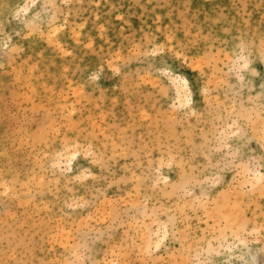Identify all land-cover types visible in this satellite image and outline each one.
I'll return each mask as SVG.
<instances>
[{"label":"rangeland","instance_id":"rangeland-1","mask_svg":"<svg viewBox=\"0 0 264 264\" xmlns=\"http://www.w3.org/2000/svg\"><path fill=\"white\" fill-rule=\"evenodd\" d=\"M24 2L0 0V193L5 187L10 189L7 196L0 194V264H69L74 249L81 246L84 251L85 233L100 237L89 240V264H113L116 260L119 264H144L145 259L149 264H187L198 250L207 249L209 242L219 247L225 229L228 239L223 249L232 246L233 260L241 255L261 259L264 203L258 188L254 195H241L246 183L241 165L264 151L257 139L248 141L247 147L240 146L239 157L224 173L227 179L212 193L206 208L193 209L194 198H185L173 187L182 183V171L169 169L167 159L170 149L178 158L193 159L189 173L205 163L203 156H194V152L214 139L213 121L222 124L217 117L228 115L217 109V99L221 109L226 101L231 111L234 93L229 85L239 84L235 73H230L234 52L241 39L249 45L254 40L259 48L264 36V0H38L41 6L55 5L50 8L56 16L53 28L61 31L53 45L47 41L52 15L44 18V40L39 33L30 40L15 35L20 26L17 21L9 22L7 11ZM170 33L179 37L190 33L185 40L190 44L189 63L194 56H207L202 68L177 61L171 54L154 62L167 64L189 81L195 102L188 113L171 107L176 86L161 81L155 68L148 72L153 62H146V57L128 60L137 46L151 51L149 37L154 44L164 43ZM197 33L202 34L199 40ZM76 34L82 37L79 44ZM9 36L10 48L22 50L15 56L11 51L5 53L3 47ZM203 37H209L208 41ZM89 40L92 48L86 47ZM118 57L125 68L119 76L108 64L111 60L117 66ZM101 63L104 71L99 80L94 86L87 84ZM252 65L257 76L248 74L242 89L245 108L259 107V102L249 105L248 97L258 96L264 83L259 75L264 63L255 54ZM209 82L206 101L196 86ZM162 87H170V94L161 96ZM239 103L237 98L238 112ZM248 132L258 138L259 121ZM66 139L83 147L92 145L95 158L103 165H91L95 180L89 178L85 184L73 186L59 168L52 167ZM232 147L235 152L237 146ZM162 153V175L171 183L165 185L161 180L153 187L155 166L150 167L149 161L158 164ZM90 164L81 154L76 168ZM201 171L195 176L204 180ZM137 177L143 183L137 182ZM145 200L148 213L153 208L172 209L177 219L176 235L152 257L140 255L139 247L133 246L136 220H131V230L125 226L135 215L130 211L133 205H140L142 213ZM85 201L87 208L77 209L76 205ZM186 203L189 207L181 214L177 205L182 208ZM138 219L150 223L143 215ZM242 226L239 235L247 246L232 239Z\"/></svg>","mask_w":264,"mask_h":264},{"label":"snow or ice","instance_id":"snow-or-ice-1","mask_svg":"<svg viewBox=\"0 0 264 264\" xmlns=\"http://www.w3.org/2000/svg\"><path fill=\"white\" fill-rule=\"evenodd\" d=\"M9 5H5L6 9H9ZM43 7L44 11H36V9ZM55 7V5L45 4L41 6L38 3V0H25L21 4L15 5L11 10L7 11L9 17V22L17 21L20 26V31H17L15 35L17 37L23 36L25 39L30 40L37 33H39L40 39H45V30H44V18L46 15H52V19L48 21V31H47V41L49 45H53L54 42L59 38V33L61 29L59 27L53 28V24L56 23V16L50 12V8ZM83 27V25H81ZM190 33H187L184 37H179L178 34L170 33L169 36L164 40V43H153L149 37V45L151 51L141 50V46H137L135 53H131L128 57V60L133 58L140 59L146 57V62L149 63L148 72L151 73L153 68H155L156 74L160 77L161 81L167 80L168 84L176 86V98L173 99L171 107L178 111H183L188 113L189 109L194 107L195 94L193 87L190 86V83L184 77L177 75L175 69H170L165 63H154L155 61H161L162 58H166L169 54L173 55L175 60L183 61L184 64H189V66H194L197 68H202L204 61L207 59V56L198 57L194 56L189 63V57L187 50L190 47V44H186L185 40L188 39ZM201 33H197V40L201 38ZM79 44L82 37L79 34H76L74 37ZM204 41L207 42L209 37H203ZM11 36H9L3 47L5 53L11 51L12 56H15L17 53H21L22 50L17 47L10 48ZM172 46L169 47L168 45ZM94 45L91 40L86 45L87 48H92ZM60 48V51H63V47L57 45ZM251 48V51L249 49ZM236 51L234 52L235 59L232 61V67L230 68V73H235L236 80L239 81L238 85H229L233 89L232 96V105L231 111L227 107L226 101L224 102V107L221 109V102L217 99V109L222 112H227L228 115H220L217 118L222 121V124H216L213 121L214 128V139L212 141H206L204 144H201L199 149L194 152V156H203L205 163L202 166L193 167L192 172L189 173L187 169L194 163L193 159L185 160L183 157H177L169 150L167 167L169 169L178 168L182 171L181 181L178 186L173 185L174 188H177L180 193L183 194L185 198H194L192 199L191 207L193 209H198L200 207H205L212 202L211 196L212 193L216 190L217 187H222L227 177L224 175L225 172L229 170L234 163L235 159L239 157L240 146H248V141L252 139H257V143L260 145L261 149H264V83L260 85V92L258 96L253 97L249 95L248 104L252 105L259 102L258 108H245V101L243 100L242 89L246 86V82L249 79L248 74H251V77H256L257 72L252 65V56L255 54L258 56V59L261 63H264V36L261 37L259 48L255 47V41L253 44H247L243 39L236 46ZM70 55V53L66 54ZM119 57L117 58V66H113V62L110 60L108 62L111 72L119 76L122 72L125 71V68L119 65ZM127 64V60L124 61ZM103 63L99 70L92 71L91 75L86 82L87 84L95 85L99 80L101 74L103 73ZM261 80H264V72L260 74ZM222 81L218 83L217 87L219 88ZM199 87L200 94L206 98L209 96L210 82L203 84ZM239 89V90H238ZM251 91V90H250ZM170 94V87H162L160 89L161 96H167ZM103 96V93H101ZM239 98V108L240 111H237L236 100ZM99 108V106H98ZM191 115L195 116L196 113L192 112ZM257 121L261 128V135L257 138L251 136L248 132V128L251 126L255 128ZM79 139V137H77ZM236 145V151L233 152V145ZM214 145V146H213ZM82 150V152H81ZM83 154L86 161H91L89 167L76 168V163H78L79 156ZM231 158V162L229 160ZM179 162L177 163V160ZM215 160L216 163L213 164L212 161ZM100 164L102 162L95 158V153L92 150V145L89 144L87 147H83L80 143H74L71 140L66 139L64 141V147L61 151L56 153L54 163L52 167L59 168L62 177H68L69 183L75 186L77 183L85 184L86 181L91 178L93 180L96 177L92 176L91 165ZM165 165V160L163 153L159 163L156 164L155 161H149V166H155L156 180L153 187L159 185L161 180L165 185L171 183L170 179L167 176L162 175V169ZM246 170V183L242 186L241 195L250 196L254 195L256 189L258 188L261 195V203H264V151H261L259 157L253 155L249 160L241 165ZM201 168L203 171H201ZM201 171V175L205 177L204 180H200L195 176V173ZM73 172L77 174L72 175ZM213 173L209 175V173ZM139 183H143L141 178H135ZM235 182V177L233 178V183ZM59 183V182H58ZM197 189L199 194H197ZM10 192V189L5 187V191L0 193L4 196H7ZM147 203L144 202V211L140 212V205H133L130 210L132 213H135L129 220V224L125 225L131 230V220H136L135 233L136 238L133 239V246H138L140 249V255L145 257H152L158 252L164 250V246L168 243L170 236L174 237L176 235L175 229L177 227V219L174 215L172 209H165L160 211L156 208H153L151 213L147 211ZM88 202L77 204V209H86ZM72 205H69L71 208ZM188 204L186 203L182 208L180 205H177L181 214L187 211ZM143 215L145 218L144 222L140 221L138 217ZM165 217H167L165 219ZM114 224L116 221L113 222ZM235 228V225H233ZM264 227V226H262ZM241 229H236L233 232L232 239L234 241H239L241 244L246 245V241L240 239L239 232ZM170 229L172 231H170ZM221 237V245L219 247H213L212 243L209 242L207 249L198 250L195 258H190L187 264H264V255L261 256V259L257 260L253 255L250 259H245L244 255H241L236 260L231 258V253L233 251L232 246H229L225 251L223 249V242L228 239L226 232ZM255 232V229H254ZM127 236L128 233H125ZM97 240L100 237L91 238L88 233L84 234L85 244L82 246L84 251L81 252V246H78L73 250L74 259L69 261V264H89V257L87 255L88 243L89 240ZM139 241V243H138ZM123 243V242H122ZM264 243V241H262ZM260 253L264 254V248L259 249ZM250 255V254H249ZM223 256H228L227 260L221 259ZM11 264V261L8 262ZM107 264V262H105ZM113 264H119V261L116 260ZM144 264H149V261L145 259ZM151 264H159L157 261H151Z\"/></svg>","mask_w":264,"mask_h":264},{"label":"bare ground","instance_id":"bare-ground-1","mask_svg":"<svg viewBox=\"0 0 264 264\" xmlns=\"http://www.w3.org/2000/svg\"><path fill=\"white\" fill-rule=\"evenodd\" d=\"M56 28V27H55Z\"/></svg>","mask_w":264,"mask_h":264}]
</instances>
